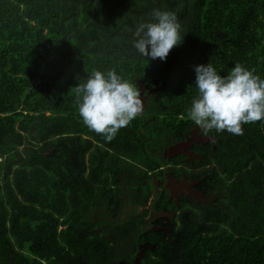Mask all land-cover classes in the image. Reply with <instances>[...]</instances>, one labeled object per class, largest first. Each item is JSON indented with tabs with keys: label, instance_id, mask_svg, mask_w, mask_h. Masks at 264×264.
I'll return each mask as SVG.
<instances>
[{
	"label": "trees",
	"instance_id": "obj_1",
	"mask_svg": "<svg viewBox=\"0 0 264 264\" xmlns=\"http://www.w3.org/2000/svg\"><path fill=\"white\" fill-rule=\"evenodd\" d=\"M133 76L169 79L151 111L170 125L216 101L231 149L226 200L186 201L168 230L116 217L147 192L101 101L123 106ZM0 264H264V0H0Z\"/></svg>",
	"mask_w": 264,
	"mask_h": 264
},
{
	"label": "flooded vegetation",
	"instance_id": "obj_2",
	"mask_svg": "<svg viewBox=\"0 0 264 264\" xmlns=\"http://www.w3.org/2000/svg\"><path fill=\"white\" fill-rule=\"evenodd\" d=\"M129 76L131 79V74ZM132 78L134 83H131L130 87L120 90L122 99L124 94L129 97V104L125 103L123 99V107L119 104L118 99L107 102L104 98L101 105L107 104L105 109H110L112 115L114 114L113 121L106 118L108 122H120L126 125V131L123 132V137L120 140L127 139L129 168L131 169V164L139 163L140 167L146 171L139 175L144 185H140L138 180L136 183L142 188L145 187V192H147L145 202H134L143 206L141 212L136 213L140 219L139 227L142 229H171L165 217L171 222L175 218L178 221L177 214L186 201L221 204L219 199L221 195L220 183L217 181L222 179L225 169L228 167L230 154L227 156V151L230 152L231 149L223 147L216 150V144L221 140V136L215 131V122L212 117V109L215 107L216 101L208 103L198 111H178L175 122L170 125L167 122L170 118L164 120L162 113L157 117L151 111L152 105L163 104L169 79L156 76L149 78L133 76ZM103 111V107L98 110L100 120ZM154 122L156 123L153 124ZM149 126L150 129L153 128V134L149 133ZM136 128L137 131L133 132ZM82 135L91 137L87 133ZM190 136H194V138L192 143L185 147L184 152L168 155L166 148L169 144L186 140ZM225 145H228V141H225ZM131 154L134 159L131 158ZM222 160L227 164L223 165ZM183 178L189 181L197 180L191 184L190 188L202 191L206 194V199L201 197L199 200L193 196L185 195V192H180L177 182ZM171 187L174 189L173 192ZM143 199L145 198H140V200ZM161 210L167 211L168 214L156 215ZM131 216L129 217L131 218ZM154 219H157L158 222H152ZM145 241L148 242L143 250L147 245L152 244L148 239L137 244L132 256L135 262L139 263L142 255V253H137L138 245Z\"/></svg>",
	"mask_w": 264,
	"mask_h": 264
},
{
	"label": "rangeland",
	"instance_id": "obj_3",
	"mask_svg": "<svg viewBox=\"0 0 264 264\" xmlns=\"http://www.w3.org/2000/svg\"><path fill=\"white\" fill-rule=\"evenodd\" d=\"M132 147V144H131ZM133 158V154H131ZM140 158H142V156H140ZM134 159V158H133ZM144 159V157H143ZM147 159V156H146ZM119 167H124L123 165H127V167H130L129 165V161H127L126 159H121L119 161ZM141 165L139 163L135 164H131V174L127 173V176L129 178V180L131 181V187H134V182L135 181H139L140 185H144L141 182V178L139 177L140 173H145L146 171L143 170V168L140 167ZM145 190V187H143V189L141 190V193ZM126 193V192H125ZM133 197H135L133 194H131V198L133 200ZM221 200H226V197H221ZM143 206H140L139 204L134 203L133 201L130 200V197H124V200L122 202V206L120 209L119 214L116 216L118 219H124L125 217H129L130 215L136 214L137 212H141L140 210L142 209ZM90 217L93 219H100V218H114L115 216L113 214H107L104 216H102L100 214L99 208H92L90 213H89ZM99 230V228H97Z\"/></svg>",
	"mask_w": 264,
	"mask_h": 264
},
{
	"label": "water",
	"instance_id": "obj_4",
	"mask_svg": "<svg viewBox=\"0 0 264 264\" xmlns=\"http://www.w3.org/2000/svg\"><path fill=\"white\" fill-rule=\"evenodd\" d=\"M123 99H124L125 103H127V104L130 103L129 97L126 94L123 95ZM131 105H132V103H131ZM193 138H194V136H190L186 140H180L178 142L169 144L166 148L168 155H174L176 153L184 152L185 147L188 144L190 145L192 143ZM195 182H197V180L189 181V180H186L185 178H183L182 180H179L177 182L178 183L177 187H179L180 192H185V195H187V196H193L194 198L199 199V200L201 197H204V199H206V194H204L202 191L190 188L191 184H193ZM171 191L172 192L174 191V189L172 187H171ZM164 214H168V212L161 210V211H158L156 213V215H164ZM166 230H168V229H166ZM147 242L148 241H145L142 244L138 245L137 253H142L143 247L145 246V244ZM150 246L152 247L153 245L151 244Z\"/></svg>",
	"mask_w": 264,
	"mask_h": 264
}]
</instances>
